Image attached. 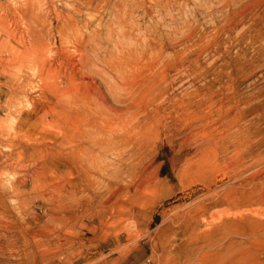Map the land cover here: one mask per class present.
<instances>
[{"label": "rangeland", "instance_id": "374dc122", "mask_svg": "<svg viewBox=\"0 0 264 264\" xmlns=\"http://www.w3.org/2000/svg\"><path fill=\"white\" fill-rule=\"evenodd\" d=\"M25 1L0 0V264H264V0H50L96 16L73 76L12 50Z\"/></svg>", "mask_w": 264, "mask_h": 264}, {"label": "bare ground", "instance_id": "6f19581e", "mask_svg": "<svg viewBox=\"0 0 264 264\" xmlns=\"http://www.w3.org/2000/svg\"><path fill=\"white\" fill-rule=\"evenodd\" d=\"M36 1L35 0H28V2H27V0L25 1L28 4V6H26V7L32 13V15L29 14L30 17L28 19L29 25L27 24V27H28V29H27L28 30L27 38L23 37L24 35L23 36L21 35V37H18L17 34H14L13 39L10 41L11 43H9V45H11V47H12V50L14 51V53L16 55H19L21 52H23V55L25 54L27 56H31V55L38 56L39 53H40L39 50L41 48H43L45 46H49V47L53 46V47H57L58 48V46H59L58 44H60V47H59L60 51L58 53H56V54H53V55L51 54L52 56L50 58H54V57H56V55L58 57V54L63 56V60H62L63 62L61 64L62 65H67L68 67L71 68V70L74 73V74H72V76L73 75H77L79 72H83V70H85L87 68V66H89L92 63L91 58L88 55H86L85 53L87 51L86 50L87 45L91 44L96 39L95 38V34L97 32H94V35H88L89 36L88 44L87 45L83 44L84 50L81 51V60H79V61L76 60V57H77V54L80 51H78L77 47L74 46L75 44L73 42V38L81 36L80 34L84 33V32L87 35L89 33V27L93 23L94 18L96 16L92 15L91 13H86L85 16L86 17L91 16L92 20L91 19L80 20V19H78L76 17V15H81L82 14V12H81V10L79 8L70 7L68 12H66V14H65V13H61L60 11H62V10L59 11L58 6H56L54 4V2H51L50 0H41V2H36ZM42 2H45L44 7L45 6L46 7L43 8V10H41V11L39 10V12H37L38 11L37 9L40 8V6H41L40 3H42ZM165 3H166V1H165ZM27 4H24V5H27ZM64 4H66V3H64ZM92 4H94V1L93 0H88V1L83 3V6H85L86 8H88L90 10L91 8H94V7H92ZM24 5H22V6H24ZM62 6H63V4H62ZM156 7H159V6H156ZM27 8H25V9H27ZM63 8H64V6H63ZM63 8H61V9H63ZM25 11H27V10H25ZM15 13H17V10H16ZM14 18H15V16H14ZM25 18L26 17H24V20L22 18L21 19L23 21H26L27 19L25 20ZM17 21H19V20H17ZM56 23H57V25H55ZM12 26H13V23H12ZM11 30H13V29L11 28ZM23 32L21 34H23ZM3 33H6V32H3ZM10 33H12V32L10 31ZM5 43H6V41H3V43H1V44L4 45ZM7 44H8V42H7ZM58 60H56V61H58ZM22 64L24 65V63H22ZM80 64H81L82 67L80 66ZM50 65L52 66L51 63H50ZM19 66H20V64H19ZM21 68H22V66H21ZM21 68H20V70H21ZM68 81H70V80H68ZM31 84L30 85L27 84V85L30 86V88H31ZM28 89H29V87H28ZM32 89H34V88H32ZM100 101L102 103V106L106 107L107 101H106V99L103 96H101ZM71 102H73V101H71ZM68 104H69V102H68ZM66 166H68V164ZM70 170H71V168H70Z\"/></svg>", "mask_w": 264, "mask_h": 264}]
</instances>
